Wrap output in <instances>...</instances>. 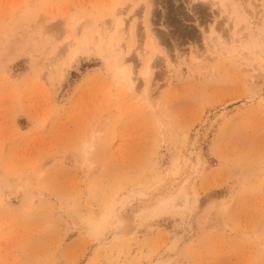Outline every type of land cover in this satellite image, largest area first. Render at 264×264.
I'll return each mask as SVG.
<instances>
[{
  "label": "rangeland",
  "instance_id": "1",
  "mask_svg": "<svg viewBox=\"0 0 264 264\" xmlns=\"http://www.w3.org/2000/svg\"><path fill=\"white\" fill-rule=\"evenodd\" d=\"M0 264H264V0H0Z\"/></svg>",
  "mask_w": 264,
  "mask_h": 264
},
{
  "label": "bare ground",
  "instance_id": "2",
  "mask_svg": "<svg viewBox=\"0 0 264 264\" xmlns=\"http://www.w3.org/2000/svg\"><path fill=\"white\" fill-rule=\"evenodd\" d=\"M147 9H148V15H150L151 14V10H152V6L150 5V4H147ZM136 26H137V23L135 22V26H134V31L136 30ZM123 31H125V29L123 28ZM137 31V30H136ZM147 34L150 36V37H153L154 36V32H153V30L151 29V27H150V24H149V22H148V20H147ZM124 64H125V62L124 63H122V66L124 67ZM150 68H151V66L150 65H147V71H146V75H149L150 74ZM120 74V73H119ZM135 74H134V69H131L130 70V73L128 74V77H127V80H128V82H129V84H130V86H131V89H135V81H134V79H133V76H134Z\"/></svg>",
  "mask_w": 264,
  "mask_h": 264
}]
</instances>
